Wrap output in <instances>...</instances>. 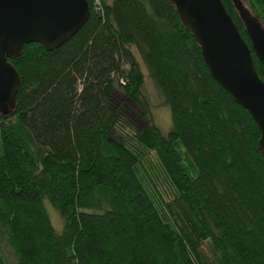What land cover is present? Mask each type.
<instances>
[{
	"label": "trees",
	"instance_id": "16d2710c",
	"mask_svg": "<svg viewBox=\"0 0 264 264\" xmlns=\"http://www.w3.org/2000/svg\"><path fill=\"white\" fill-rule=\"evenodd\" d=\"M85 1L64 43L23 44L8 60L19 82L0 113V240L13 264H264L255 121L211 77L168 0ZM221 1L250 47L232 0ZM246 2L264 27V0ZM130 46L168 107L164 134Z\"/></svg>",
	"mask_w": 264,
	"mask_h": 264
},
{
	"label": "water",
	"instance_id": "95a60500",
	"mask_svg": "<svg viewBox=\"0 0 264 264\" xmlns=\"http://www.w3.org/2000/svg\"><path fill=\"white\" fill-rule=\"evenodd\" d=\"M183 27L200 47L211 77L244 108L258 126L264 159V82L257 75L250 49L264 68V27L232 0L250 41L246 45L221 0H168ZM88 15L85 0H0V113L14 107L18 75L8 60L21 55L23 44L36 42L52 51L81 27Z\"/></svg>",
	"mask_w": 264,
	"mask_h": 264
},
{
	"label": "rangeland",
	"instance_id": "374dc122",
	"mask_svg": "<svg viewBox=\"0 0 264 264\" xmlns=\"http://www.w3.org/2000/svg\"><path fill=\"white\" fill-rule=\"evenodd\" d=\"M239 3L242 7L243 12L248 15L249 17L255 19L257 16L251 10L249 5L247 4L246 0H235ZM130 50L138 63L139 69L141 71L143 77V83L140 91V98L144 99L149 104V113L151 122L154 126L160 131L161 133H165L170 125V116L168 107L164 103V99L155 84L152 77L149 75L148 70L142 61V58L135 50L134 47L130 46ZM43 207L46 212V215L50 221V224L53 230L56 233H60L62 229V216L58 210L52 207L49 202L44 199L43 200ZM0 252L2 253L3 257L9 264L14 263V258L12 252L10 250L9 245L7 244L6 240H0Z\"/></svg>",
	"mask_w": 264,
	"mask_h": 264
}]
</instances>
